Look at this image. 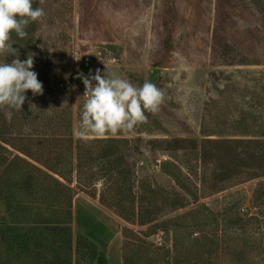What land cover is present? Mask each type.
<instances>
[{
  "label": "rangeland",
  "instance_id": "obj_1",
  "mask_svg": "<svg viewBox=\"0 0 264 264\" xmlns=\"http://www.w3.org/2000/svg\"><path fill=\"white\" fill-rule=\"evenodd\" d=\"M260 4L33 0L45 15L12 42L21 60L35 54L43 94L0 108V264H44L15 236L50 224L94 243L72 264H264ZM152 67L158 112L117 134L78 132L81 74L140 87Z\"/></svg>",
  "mask_w": 264,
  "mask_h": 264
},
{
  "label": "clouds",
  "instance_id": "obj_2",
  "mask_svg": "<svg viewBox=\"0 0 264 264\" xmlns=\"http://www.w3.org/2000/svg\"><path fill=\"white\" fill-rule=\"evenodd\" d=\"M44 15L42 8L33 7V0H0V57L5 54L15 57L10 62H0V108L20 111L29 90L33 96L43 94V84L33 70L35 54H27L24 60L17 57L12 34L24 39L28 36V25ZM78 78L83 79L86 98L79 119L81 135L102 136L131 130L146 121V113L158 112L163 100V93L152 82L136 87L127 79L108 78L100 71Z\"/></svg>",
  "mask_w": 264,
  "mask_h": 264
},
{
  "label": "trees",
  "instance_id": "obj_3",
  "mask_svg": "<svg viewBox=\"0 0 264 264\" xmlns=\"http://www.w3.org/2000/svg\"><path fill=\"white\" fill-rule=\"evenodd\" d=\"M259 8L264 16V5L260 4ZM37 230L36 226L20 229L15 236V242L21 250V255H34L44 264H72L74 249L77 252L87 250L89 255L90 249L97 250L94 243L87 239L88 237H81L74 246L72 231L68 227L50 224L46 227L48 235L44 238L38 234ZM98 256L100 263L104 264V254Z\"/></svg>",
  "mask_w": 264,
  "mask_h": 264
},
{
  "label": "water",
  "instance_id": "obj_4",
  "mask_svg": "<svg viewBox=\"0 0 264 264\" xmlns=\"http://www.w3.org/2000/svg\"><path fill=\"white\" fill-rule=\"evenodd\" d=\"M162 73V69L159 67H152L149 71V82L154 83L157 75Z\"/></svg>",
  "mask_w": 264,
  "mask_h": 264
},
{
  "label": "built area",
  "instance_id": "obj_5",
  "mask_svg": "<svg viewBox=\"0 0 264 264\" xmlns=\"http://www.w3.org/2000/svg\"><path fill=\"white\" fill-rule=\"evenodd\" d=\"M91 61H92L91 56H90V55H87V56L85 57L84 63H85V65H86L87 67H90V66H91ZM157 243L160 244V245H163V240H162L161 237H158V239H157Z\"/></svg>",
  "mask_w": 264,
  "mask_h": 264
}]
</instances>
